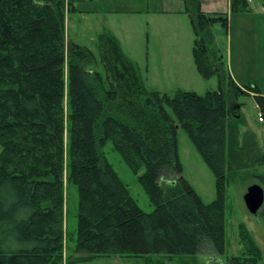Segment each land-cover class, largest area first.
<instances>
[{
  "label": "trees",
  "instance_id": "1",
  "mask_svg": "<svg viewBox=\"0 0 264 264\" xmlns=\"http://www.w3.org/2000/svg\"><path fill=\"white\" fill-rule=\"evenodd\" d=\"M85 0H0V264H81L119 256H196L225 252L227 187L238 173L264 166L254 134L242 136L230 101L251 95L208 61L211 29L228 18L185 0L196 36L193 50L204 78L219 90L179 91L171 99L149 92L118 39L99 36L101 64L66 43V16ZM247 0H231L246 12ZM228 89V90H227ZM178 122L216 176L217 197L204 204L183 178ZM112 144L136 175L155 209L145 213L106 159ZM264 188V174H254ZM78 193L77 229L65 221V192ZM240 257L229 264H260L262 251L244 225ZM67 243L73 244L66 256Z\"/></svg>",
  "mask_w": 264,
  "mask_h": 264
},
{
  "label": "rangeland",
  "instance_id": "2",
  "mask_svg": "<svg viewBox=\"0 0 264 264\" xmlns=\"http://www.w3.org/2000/svg\"><path fill=\"white\" fill-rule=\"evenodd\" d=\"M159 4V2L152 3L151 7L157 8ZM137 5H141V1H138ZM116 7H118L116 0H97L95 3L85 0L77 4V11L70 12L66 16V43H76L89 49L96 57L98 70L104 71L101 64L99 36L105 32L114 33L122 40L125 54L138 67L149 92H158L161 96L172 99L179 91L205 95L219 90L216 74L206 79L197 70L193 54L196 36L191 20L188 19L187 24L182 27L185 32L181 40L184 48L182 65L169 68L167 75L166 68L161 65L157 42L151 36L152 25L149 24L148 14L133 19L130 15L118 13ZM90 8L93 10L90 11ZM97 8L100 11H95ZM228 16L225 14L226 18H229ZM211 34L212 40L209 38L207 43L209 63L220 65L225 75L229 77L232 56V70L236 78L246 87L258 85L264 93V0H255L246 12H234L232 18L231 16L229 18L228 28L216 24L212 27ZM149 47L155 58L150 62H148ZM229 105L242 136L247 133L254 134L264 152V123L259 121L262 110L258 107L256 99L250 95H241L236 100L230 101ZM166 110L178 127V154L183 169L181 177L193 187L204 204H211L217 197L216 176L178 122L173 109L166 106ZM1 150L0 147V153ZM102 151L115 172L128 186L131 196L142 211L152 213L155 207L138 181V176L144 170L138 175L134 174L110 143ZM254 174H264V166L238 173L227 187L224 254L217 255L207 249L196 256H174L172 260L163 255L140 258L111 256L81 264H229L231 258L243 254L244 246L240 240L241 225L246 227L257 242L263 255L260 264H264V205L256 215H253L244 202L248 188L259 183L253 177ZM65 199L67 203L65 227L70 235H75L78 213L77 190L71 187L65 192ZM73 246L67 243L66 256L72 253Z\"/></svg>",
  "mask_w": 264,
  "mask_h": 264
},
{
  "label": "crops",
  "instance_id": "3",
  "mask_svg": "<svg viewBox=\"0 0 264 264\" xmlns=\"http://www.w3.org/2000/svg\"><path fill=\"white\" fill-rule=\"evenodd\" d=\"M92 1L93 3L97 2V0H90V2ZM138 1H141V5H137ZM199 1L202 12L206 14L221 15L224 17L225 14H227L229 15V18L230 16L232 18L233 13L231 11V0ZM158 2L160 4L157 8L151 7L152 3ZM116 6H118L116 7L119 10L118 13H123V15H130V17H132L133 19L141 18L144 14H148L149 24L151 23L152 25L151 36L157 42V49L160 52L159 58L161 61V65L166 68L167 75L169 73V68L182 65V53L184 52V48L182 46L181 40L182 36L185 33L182 27L183 25L185 26L187 24L188 19L191 20L190 15L186 10L185 0H116ZM92 10L93 9L90 8V11ZM95 11L98 12L100 11V9L98 10L97 8L95 9ZM115 37L118 39L122 49H124L122 40L116 35ZM231 45L232 41L230 43V48ZM153 60H155V58L151 48L149 47L148 62ZM230 67L231 77L239 88L244 89V87L246 86L236 78L232 70V56L230 58ZM173 72L176 74L175 71ZM253 86H257V88L260 90L258 96L262 97V99L264 100V93L261 91L262 89L258 85H252V87ZM255 95V93H251L250 96L254 97ZM261 110V113L264 115L263 109ZM261 123H264V121H262Z\"/></svg>",
  "mask_w": 264,
  "mask_h": 264
},
{
  "label": "water",
  "instance_id": "4",
  "mask_svg": "<svg viewBox=\"0 0 264 264\" xmlns=\"http://www.w3.org/2000/svg\"><path fill=\"white\" fill-rule=\"evenodd\" d=\"M244 202L249 212L256 215L264 205V188L258 184L250 186L244 196Z\"/></svg>",
  "mask_w": 264,
  "mask_h": 264
},
{
  "label": "built area",
  "instance_id": "5",
  "mask_svg": "<svg viewBox=\"0 0 264 264\" xmlns=\"http://www.w3.org/2000/svg\"><path fill=\"white\" fill-rule=\"evenodd\" d=\"M255 0H247L248 4H253ZM259 121H264V115L262 113L259 114Z\"/></svg>",
  "mask_w": 264,
  "mask_h": 264
}]
</instances>
